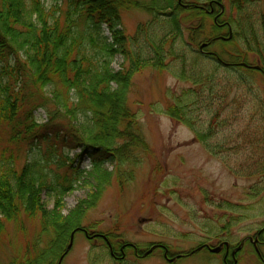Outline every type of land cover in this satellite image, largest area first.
I'll return each mask as SVG.
<instances>
[{
    "label": "trees",
    "instance_id": "16d2710c",
    "mask_svg": "<svg viewBox=\"0 0 264 264\" xmlns=\"http://www.w3.org/2000/svg\"><path fill=\"white\" fill-rule=\"evenodd\" d=\"M51 1L0 0V246L11 242L12 232L22 237L8 264H56L76 229L95 241L92 261L117 263V244L105 235L109 248L87 216L113 182L131 181L140 151L147 150L128 102L133 77L146 67L174 68L178 81L189 84L167 90L163 111L198 141L200 120L208 125L207 140L224 100L233 92L250 96L252 114L235 137L244 140L234 147L249 149L246 166L255 168L242 176L264 174V101L255 81L260 74L264 80L263 0ZM131 8L150 18L129 35L122 13ZM250 54L259 70L238 65L248 64ZM117 56L123 62L114 69ZM39 109L44 122L35 117ZM60 135L82 150L76 165L50 144ZM85 153L88 169L80 167ZM78 185L84 197L63 213L64 195ZM43 192L52 197L51 208Z\"/></svg>",
    "mask_w": 264,
    "mask_h": 264
},
{
    "label": "rangeland",
    "instance_id": "374dc122",
    "mask_svg": "<svg viewBox=\"0 0 264 264\" xmlns=\"http://www.w3.org/2000/svg\"><path fill=\"white\" fill-rule=\"evenodd\" d=\"M44 2L49 6L52 1ZM221 2L227 5V0ZM149 18L142 9L123 11L125 32L132 35L137 26ZM248 60L250 66L260 65L254 54H250ZM122 62V58L117 56L112 67L119 69ZM173 70L159 71L146 67L133 77L128 102L138 115L147 150L140 151L139 162L131 172V181L121 185L113 182L87 216V224L94 226L96 223V228L91 231L102 233L97 236L106 244L110 243L105 235L112 237L117 244V256L124 244L135 245L140 255L156 247L140 258L128 249L123 261L113 263L107 257L102 261H92V253L96 250L91 253V249L95 241L78 232L74 234L72 246L61 264H222V253H211L206 249L193 254L190 252L203 244L217 247L224 240L223 236L232 247H236L244 237H254L264 227V181L261 180L264 174L250 178L242 176L255 168L246 166L250 164L249 149L240 144L234 147L236 142L244 140L235 137L244 134L243 127L252 114L247 102L250 96L234 98L241 93L233 92L224 100L225 110L213 124L214 134L207 140L208 125L200 120L198 128L202 141H198L187 125L172 120L163 111L168 101L167 90L176 92L189 86L178 81L174 76L176 70L171 72ZM255 81L264 101L261 74L255 77ZM232 101H240V107L234 108ZM35 117L38 122L46 120L41 109L37 110ZM61 136L50 144L66 153L76 165L82 150ZM48 145L42 143L40 147ZM24 158L25 153L22 152L19 164ZM89 161V154H83L80 167L88 169ZM242 163L244 168L240 166ZM85 192L86 189L79 185L68 191L63 197V213L74 207ZM41 198L48 208L53 206L52 197L45 192ZM10 234L11 242L0 246V264H8L13 253L21 248V235ZM158 246L168 250L169 259L178 254H185V257L170 262ZM257 249L264 257V246ZM235 259L230 264H260L258 255L248 243L236 253Z\"/></svg>",
    "mask_w": 264,
    "mask_h": 264
},
{
    "label": "flooded vegetation",
    "instance_id": "af4514ba",
    "mask_svg": "<svg viewBox=\"0 0 264 264\" xmlns=\"http://www.w3.org/2000/svg\"><path fill=\"white\" fill-rule=\"evenodd\" d=\"M263 233H264V227L259 229L256 232V234L254 235V237H252V236L244 237L240 241L238 246H236V247H232L229 244V241L226 240V237L223 236L224 240H222V242H220L219 244L227 242L228 245L226 246V245L223 244L221 250L218 252V253H222V257H221L222 264H230L231 261L234 262L236 260L235 259L236 258V253L239 252L242 249V247L244 246L245 243L251 244V246L254 249L255 253L258 255V259L260 260V264H264V257L260 254L259 250L257 249V247H259V246H264ZM124 245L125 246L121 247L120 250H119L120 251V255L119 256L114 255V258L117 261H123L126 258L127 253H125V252L128 249L132 250L133 255H135V257H137V258H140V257L144 256V255H140V253L138 251V248L135 245H132V244H124ZM201 246L203 247L202 249H206L207 250L208 249L207 246H209V245L203 244ZM239 246H240V248L237 249ZM157 248H160L163 251V253L166 252V256L168 258V250L165 247L158 246ZM110 252H111V250H110ZM177 256H179L178 257V259H179V258L185 257V254L184 255H182V254L176 255L175 256L176 259H177Z\"/></svg>",
    "mask_w": 264,
    "mask_h": 264
},
{
    "label": "water",
    "instance_id": "95a60500",
    "mask_svg": "<svg viewBox=\"0 0 264 264\" xmlns=\"http://www.w3.org/2000/svg\"><path fill=\"white\" fill-rule=\"evenodd\" d=\"M178 1L180 2L181 0H178ZM184 7H187V6L185 5ZM207 45H208L207 43H203V44L200 45L199 49H202L203 47H205V46H207ZM238 65H241V66H244V67H248V68L253 67V68H255V69H259V66H250V65H248V64H246V63H239ZM76 231H78V229L74 230V231L71 233L70 241H69L68 245L66 246V249H65L64 253L59 257V259H58V261H57L56 264H61V261L63 260L64 256L66 255V253H67V252L69 251V249L71 248L72 243H73V237H74V234H75ZM102 237L105 239V237H104L103 235H102ZM223 244L226 245V246L228 245L227 242H224V243H221V244H219L217 247H214V248H212V247H210V246H207L208 251L211 252V253H218V252L221 250ZM155 247H156V246H153L152 248H150V249L144 254V256H146L147 254H149V253H150ZM239 248H240V246H239L237 249H239ZM201 249H202V246H200V247L194 249L193 251L190 252V254H193V253H195V252H197V251H199V250H201ZM164 257H165V258L167 257V256H166V252L164 253ZM177 257H179V256H177ZM175 258H176V257H174V258H170L169 261L171 262V261H173ZM234 262H235V261H234Z\"/></svg>",
    "mask_w": 264,
    "mask_h": 264
}]
</instances>
